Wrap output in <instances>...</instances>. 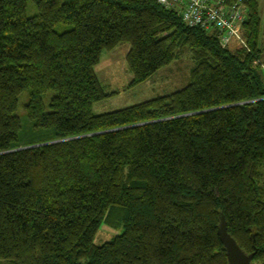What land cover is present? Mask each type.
<instances>
[{"label":"trees","instance_id":"trees-1","mask_svg":"<svg viewBox=\"0 0 264 264\" xmlns=\"http://www.w3.org/2000/svg\"><path fill=\"white\" fill-rule=\"evenodd\" d=\"M27 1L0 0V264H228L221 214L264 264L260 0L233 47L157 0H32L33 17ZM120 43L129 86L184 48L190 81L94 114L110 96L95 67ZM23 91L37 130L20 139ZM102 223L118 233L98 245Z\"/></svg>","mask_w":264,"mask_h":264},{"label":"rangeland","instance_id":"rangeland-1","mask_svg":"<svg viewBox=\"0 0 264 264\" xmlns=\"http://www.w3.org/2000/svg\"><path fill=\"white\" fill-rule=\"evenodd\" d=\"M64 2L70 0H63ZM247 5V3L245 2ZM260 14L262 17L260 44L264 47V0H260ZM248 12V11H247ZM37 14L36 5L32 0L26 3V15L33 17ZM69 27L65 24H57L55 30L63 32ZM240 45L237 40H232L230 47ZM129 51L128 43H120L111 50H103L100 55L99 63L95 67V72L103 88L110 93L108 98L93 105V113L101 114L124 107L133 106L146 100L153 99L160 95L169 94L182 89L190 81V69L194 66L191 52L184 48L179 57L169 65L164 66L152 74L146 81L129 86L132 80V73L129 70L126 55ZM262 69L264 71V51L262 55ZM54 91L49 90L43 94L45 110H49V103ZM28 101L27 91H23L18 97V105L15 111L21 119L20 139L28 137L37 130L33 122L27 117L25 104ZM248 103V102H247ZM137 125V124H136ZM133 126V125H131ZM130 126V127H131ZM261 181V180H260ZM262 183L264 184V170ZM118 233L117 230L110 228L106 224H101L94 236L95 244H103Z\"/></svg>","mask_w":264,"mask_h":264},{"label":"built area","instance_id":"built-area-1","mask_svg":"<svg viewBox=\"0 0 264 264\" xmlns=\"http://www.w3.org/2000/svg\"><path fill=\"white\" fill-rule=\"evenodd\" d=\"M178 10L182 21L217 34L222 46L232 40L244 44L242 26L248 11V0H157Z\"/></svg>","mask_w":264,"mask_h":264},{"label":"water","instance_id":"water-1","mask_svg":"<svg viewBox=\"0 0 264 264\" xmlns=\"http://www.w3.org/2000/svg\"><path fill=\"white\" fill-rule=\"evenodd\" d=\"M219 220L218 235L225 249L228 264H251L255 252L246 254L238 246L235 239L228 233L226 221L222 214L220 215Z\"/></svg>","mask_w":264,"mask_h":264}]
</instances>
